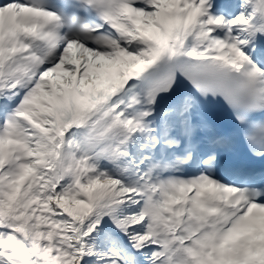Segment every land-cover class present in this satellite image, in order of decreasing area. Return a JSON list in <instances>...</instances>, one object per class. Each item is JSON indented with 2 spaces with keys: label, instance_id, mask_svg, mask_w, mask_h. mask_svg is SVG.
Listing matches in <instances>:
<instances>
[{
  "label": "snow or ice",
  "instance_id": "snow-or-ice-1",
  "mask_svg": "<svg viewBox=\"0 0 264 264\" xmlns=\"http://www.w3.org/2000/svg\"><path fill=\"white\" fill-rule=\"evenodd\" d=\"M0 264H264V0H0Z\"/></svg>",
  "mask_w": 264,
  "mask_h": 264
}]
</instances>
